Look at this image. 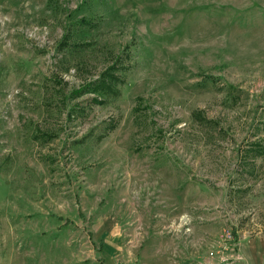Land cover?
Returning <instances> with one entry per match:
<instances>
[{"label": "rangeland", "instance_id": "374dc122", "mask_svg": "<svg viewBox=\"0 0 264 264\" xmlns=\"http://www.w3.org/2000/svg\"><path fill=\"white\" fill-rule=\"evenodd\" d=\"M103 213L133 250L264 245V0H0V264L86 263Z\"/></svg>", "mask_w": 264, "mask_h": 264}, {"label": "crops", "instance_id": "0c3cea01", "mask_svg": "<svg viewBox=\"0 0 264 264\" xmlns=\"http://www.w3.org/2000/svg\"><path fill=\"white\" fill-rule=\"evenodd\" d=\"M89 239L91 244L85 254L90 255V260L86 263L78 261L79 252L69 245L67 252L60 254L52 264H209L207 257L195 258L187 250L162 242L131 249L123 221L119 216L108 213L94 218ZM243 255V260L235 259L223 264H264V245L246 244Z\"/></svg>", "mask_w": 264, "mask_h": 264}, {"label": "trees", "instance_id": "16d2710c", "mask_svg": "<svg viewBox=\"0 0 264 264\" xmlns=\"http://www.w3.org/2000/svg\"><path fill=\"white\" fill-rule=\"evenodd\" d=\"M91 83L88 84L87 86H85L84 88L80 89L79 92L75 93V95H80V94H83L85 92H88V93L89 92L90 93L100 92L102 94L108 92V91L105 92V90H107L106 87H109V86L104 82V80L102 81L103 86H98L97 82L96 83L91 82ZM104 88H105V90H104ZM261 149H263V148H261Z\"/></svg>", "mask_w": 264, "mask_h": 264}]
</instances>
